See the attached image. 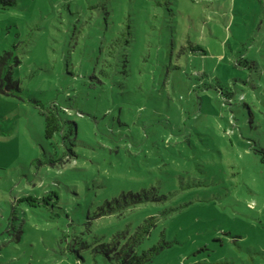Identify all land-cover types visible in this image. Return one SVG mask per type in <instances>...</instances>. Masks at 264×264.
Instances as JSON below:
<instances>
[{"label": "rangeland", "instance_id": "374dc122", "mask_svg": "<svg viewBox=\"0 0 264 264\" xmlns=\"http://www.w3.org/2000/svg\"><path fill=\"white\" fill-rule=\"evenodd\" d=\"M6 52L0 264H116L151 217L144 264H264V0H16Z\"/></svg>", "mask_w": 264, "mask_h": 264}, {"label": "trees", "instance_id": "16d2710c", "mask_svg": "<svg viewBox=\"0 0 264 264\" xmlns=\"http://www.w3.org/2000/svg\"><path fill=\"white\" fill-rule=\"evenodd\" d=\"M15 1L16 0H0V6L5 8L15 4ZM9 54L10 53L6 52L4 55H0V91L3 93L13 94L20 91L18 81L11 78L7 69H4L3 71L4 67L2 66L3 61L9 58ZM33 101L35 102V105L38 107L39 112L43 117L44 133L46 137L51 138L58 133L63 137L66 133H71L74 131V127L70 125H68L67 128H64V124L68 122L70 123L71 120L69 118L63 117L62 112L68 113L69 107L57 104L55 102L48 104L40 99H34ZM70 154L74 155L76 153L71 149ZM51 193L55 194L56 198H58L56 191L49 190L44 192L41 196L26 195L21 199L28 201V203L33 206L49 205L47 199ZM153 225L154 221L152 220V217L147 219L145 223L138 225L136 231L132 233L130 237H128V239H126V241H124V243L119 247L118 236L115 243H113V247H111V249L116 250V264H144L151 259L154 253L162 249L163 246L167 245V242L163 241V243L153 244L146 249L142 248L139 250L137 248V244L141 243L142 239H145L149 235L150 229ZM102 245L105 246V244Z\"/></svg>", "mask_w": 264, "mask_h": 264}]
</instances>
